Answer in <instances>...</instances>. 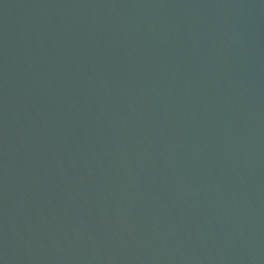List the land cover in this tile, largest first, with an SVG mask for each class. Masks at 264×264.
I'll use <instances>...</instances> for the list:
<instances>
[{"label": "water", "instance_id": "obj_1", "mask_svg": "<svg viewBox=\"0 0 264 264\" xmlns=\"http://www.w3.org/2000/svg\"><path fill=\"white\" fill-rule=\"evenodd\" d=\"M0 264H264V0H0Z\"/></svg>", "mask_w": 264, "mask_h": 264}]
</instances>
